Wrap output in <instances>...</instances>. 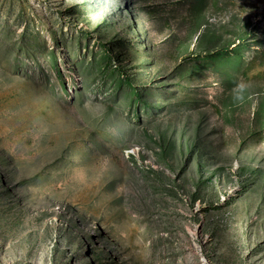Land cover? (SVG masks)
I'll use <instances>...</instances> for the list:
<instances>
[{"label": "rangeland", "instance_id": "rangeland-1", "mask_svg": "<svg viewBox=\"0 0 264 264\" xmlns=\"http://www.w3.org/2000/svg\"><path fill=\"white\" fill-rule=\"evenodd\" d=\"M0 264H264V0H0Z\"/></svg>", "mask_w": 264, "mask_h": 264}, {"label": "bare ground", "instance_id": "bare-ground-1", "mask_svg": "<svg viewBox=\"0 0 264 264\" xmlns=\"http://www.w3.org/2000/svg\"><path fill=\"white\" fill-rule=\"evenodd\" d=\"M3 34V33H2Z\"/></svg>", "mask_w": 264, "mask_h": 264}]
</instances>
